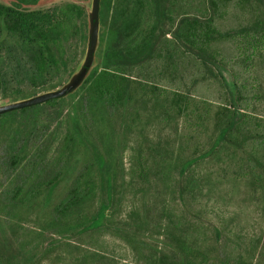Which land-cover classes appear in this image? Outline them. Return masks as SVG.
<instances>
[{
	"label": "rangeland",
	"instance_id": "obj_1",
	"mask_svg": "<svg viewBox=\"0 0 264 264\" xmlns=\"http://www.w3.org/2000/svg\"><path fill=\"white\" fill-rule=\"evenodd\" d=\"M210 1H166L164 34L125 71L131 90L116 107L79 89L0 115V264H264V159L218 141L212 119L230 104L264 119V42L234 34L264 24V0ZM115 3L131 8L121 45H139L155 19L149 2ZM184 17L212 19L221 34L204 55L175 39ZM80 34L61 41L69 67L55 88L84 57ZM174 94L188 99L189 116L171 106ZM83 171L90 196L57 216Z\"/></svg>",
	"mask_w": 264,
	"mask_h": 264
},
{
	"label": "trees",
	"instance_id": "obj_2",
	"mask_svg": "<svg viewBox=\"0 0 264 264\" xmlns=\"http://www.w3.org/2000/svg\"><path fill=\"white\" fill-rule=\"evenodd\" d=\"M115 1H100L97 63L79 88L85 90L90 99L109 108L121 104L129 95L131 80L125 71L151 58L159 36L164 34V23L169 19L167 0H147L155 17L148 33L139 45H121L128 34L131 8ZM210 3L215 5L214 0ZM85 16V5L81 0H0V99L14 101L60 85L62 78L55 75L60 72L66 74L69 67L61 41L73 33H81L83 41L86 40ZM212 23V19L203 21L184 17L179 20L180 33H174L175 39L184 38L185 46L193 54L204 55L209 44L221 37ZM234 34L250 44L264 42V24L256 21L251 27H242ZM243 88L237 87L239 100ZM62 100L64 98L4 115L9 117L34 111ZM171 101L172 107L189 116L187 98L174 94ZM212 119L218 141L241 149L250 146L247 159H264V119L247 114L233 104L216 108ZM9 162L11 167H16L19 160L13 156ZM87 182L85 171L79 173L53 213L64 215L79 207L91 194ZM18 191L15 190L17 194ZM29 196L24 199L29 200Z\"/></svg>",
	"mask_w": 264,
	"mask_h": 264
},
{
	"label": "water",
	"instance_id": "obj_3",
	"mask_svg": "<svg viewBox=\"0 0 264 264\" xmlns=\"http://www.w3.org/2000/svg\"><path fill=\"white\" fill-rule=\"evenodd\" d=\"M100 1L101 0H90V4L87 6V37L85 54L78 67H76L77 69H75L69 76L68 81L59 88L48 89L40 94L14 101L9 100L8 103L0 102V115L41 105L52 100L66 98L84 84L94 67L93 62L99 45Z\"/></svg>",
	"mask_w": 264,
	"mask_h": 264
}]
</instances>
